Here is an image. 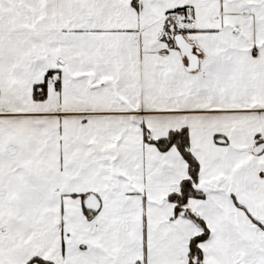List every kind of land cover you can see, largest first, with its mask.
Here are the masks:
<instances>
[{
    "label": "snow or ice",
    "instance_id": "obj_1",
    "mask_svg": "<svg viewBox=\"0 0 264 264\" xmlns=\"http://www.w3.org/2000/svg\"><path fill=\"white\" fill-rule=\"evenodd\" d=\"M0 264H264V0H0Z\"/></svg>",
    "mask_w": 264,
    "mask_h": 264
}]
</instances>
